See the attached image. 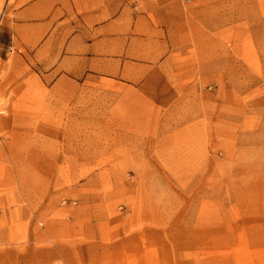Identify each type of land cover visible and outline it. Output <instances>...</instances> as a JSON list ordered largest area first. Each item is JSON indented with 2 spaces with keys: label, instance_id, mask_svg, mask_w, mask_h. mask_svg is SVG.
I'll return each mask as SVG.
<instances>
[{
  "label": "rangeland",
  "instance_id": "1",
  "mask_svg": "<svg viewBox=\"0 0 264 264\" xmlns=\"http://www.w3.org/2000/svg\"><path fill=\"white\" fill-rule=\"evenodd\" d=\"M19 1L0 0V208L19 177L31 213L86 208L140 264H264V71L229 54V19L258 26L264 0H45L23 28Z\"/></svg>",
  "mask_w": 264,
  "mask_h": 264
},
{
  "label": "crops",
  "instance_id": "2",
  "mask_svg": "<svg viewBox=\"0 0 264 264\" xmlns=\"http://www.w3.org/2000/svg\"><path fill=\"white\" fill-rule=\"evenodd\" d=\"M21 3L23 4L22 0L19 1V4ZM45 5V0H34L21 6L18 12L21 28L24 27V23L26 24L28 12H33L41 17L46 15L48 8ZM0 14H3V8H1ZM243 16V19H238L239 22L243 21V24L239 23L240 28L235 17L233 20L229 19V22L232 23L229 25V31L232 32L229 54L231 58L233 55L234 61L240 58L247 64L248 54L256 53L260 55V68L264 71V17H262L264 15L260 16L258 26L253 25V20L247 19V14H243ZM47 25L46 21L41 24L43 33ZM101 28L102 25H100ZM237 29L239 35H244L246 40L250 39L251 48H249V42H246L244 51L240 49V43L237 41ZM257 31L260 38L255 36ZM100 34L98 39L101 43L99 59L102 61L103 57L107 56V45L106 38L102 36V32ZM2 46L4 47L5 44L0 42V48ZM90 69L93 68L90 67ZM98 69L102 70V64ZM10 182L18 188L17 191H14V197L22 199L25 205L20 200L18 206H9L6 210L3 207L0 208V264H140L138 250L135 255L134 248L131 250L124 248V240L122 241L115 225L110 228H101L100 224L92 223L90 218L76 217V214L89 213L88 209L80 207L44 206V208L31 213L27 208L24 196L27 190L23 180L15 177ZM35 187L40 191L39 185ZM33 213L36 217H40V221L38 225L35 224V227H32L34 224L31 225L32 221H30ZM14 222L17 223L14 225L16 233L14 237H11L8 231ZM31 243L35 245L29 246Z\"/></svg>",
  "mask_w": 264,
  "mask_h": 264
}]
</instances>
